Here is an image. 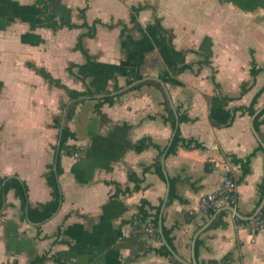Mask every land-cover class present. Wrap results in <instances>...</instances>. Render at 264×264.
<instances>
[{"label": "crops", "instance_id": "0c3cea01", "mask_svg": "<svg viewBox=\"0 0 264 264\" xmlns=\"http://www.w3.org/2000/svg\"><path fill=\"white\" fill-rule=\"evenodd\" d=\"M45 3L58 21L77 26H45L37 0H0V179L4 185L17 177L28 188L24 207L13 189L6 193L0 264H173L159 252L160 215L167 242L186 263L194 249L199 264H264V231H252L228 210L251 216L264 199V149L251 130L252 115L244 112L264 88V70L255 80L251 75L253 59L264 66V0ZM140 5L135 26L131 8ZM119 21L124 34L122 25L108 26ZM84 22L97 23L95 36L83 38L88 54L77 46L90 32ZM206 56L209 65L201 64ZM185 64L191 67L174 76ZM33 66L70 89L99 95L69 99ZM253 81L242 95L241 85ZM106 95L116 96L115 103L97 109ZM61 101L78 102L68 122L74 134L68 144L77 154L59 155L65 122L59 130L53 117ZM263 103L264 91L256 109ZM177 128L184 140L170 152ZM260 135L264 139V121ZM50 164L62 198L51 218L32 221L29 207L53 198ZM130 171L141 179L138 189ZM227 179L236 183L235 202L222 201L221 222L213 227L220 212L203 229L213 214L201 209L200 197L223 189ZM141 208L151 228L158 217L159 237L135 227Z\"/></svg>", "mask_w": 264, "mask_h": 264}, {"label": "trees", "instance_id": "16d2710c", "mask_svg": "<svg viewBox=\"0 0 264 264\" xmlns=\"http://www.w3.org/2000/svg\"><path fill=\"white\" fill-rule=\"evenodd\" d=\"M37 3L39 5H42L43 11H42V13H40V15L44 20L45 26L52 28L54 30H56L58 28H62L64 26H67L70 28H74L77 26L76 24L72 23V21L69 19H61L58 21L56 18L57 16L55 14L48 12L49 9L46 6L45 0H37ZM144 8L145 7L142 5L137 6V7L134 6L131 8V22L133 23V25L136 26L138 15H139L140 11L143 10ZM84 13H85L84 9L80 10L79 11V17L84 18ZM96 24L97 23H95L94 25L89 27L86 22L83 23L84 26H88L90 28L89 29L90 32L85 34V35H82L79 38L77 46L85 54H88V52L83 46V38H84V36H88V35L91 37L95 36ZM117 25H122V33L123 34H124V32L127 31L126 26L124 25V23L122 21H119L115 24L111 23L108 26L110 28H113ZM161 31H165V29H163L161 27ZM191 51L196 52L195 50H187V52H191ZM201 64L209 65V64H211V61L206 56V59L203 62H201ZM190 67H191L190 64H185L183 66H180L177 70L173 71V75L178 76L180 73H182L183 71H185L186 69H188ZM33 68L37 71V73L41 74L49 82L50 85H55L59 88H62L66 92V94L68 95L69 99H80V98H85V97L96 98V96L99 95V93L91 91V90L77 91V90L70 89L69 87L63 85L60 80L55 79L44 68H36L35 66H33ZM263 70H264V66L258 67L257 62L255 61V59H253L252 63H251V75H252L253 80H255L256 76ZM149 83H153V84L161 87V85L157 82L149 81ZM128 84H131V83L129 82ZM253 85H254V81L251 84L249 82L243 83L241 85V94L243 95V94L247 93L252 88ZM115 89L118 90L119 87H116ZM263 91H264V88L257 93L255 98L253 99L251 106L244 108V112H246L250 116L255 113V111L257 110L255 105L258 103V97L263 93ZM115 98H116V96H112V95L103 96L102 99H100L96 104L97 109H99L105 103H109L110 105H113L115 103ZM228 100H229V98H228ZM77 101H79V100H77ZM77 104H78V102H73L70 105H68L67 102L61 101V103H60L61 112H60V114H57L53 117V126L60 130L62 127V123H63V112L66 110V115L64 118L65 119V121H64L65 125L62 128L61 136H60L59 155L61 152H64V153L69 154V155H73V154L78 153V148L68 144V140L70 138H72L74 135L68 126V122L73 118ZM166 105L168 107L167 110L169 113L170 121H171L173 127H175L176 126L175 113H174L173 109L171 108L168 99L166 101ZM263 116H264V109L261 111V113L255 119V127H256L257 131L259 132V134H260V126L264 121ZM185 119H186V117H183V116L179 117L180 122H182ZM183 140H184V138L182 137L180 130L177 128V131H176L175 137L173 139L172 145L169 147V151L175 152L176 145ZM141 142L145 143L146 140H143ZM142 147L143 146L141 144V146H139V149H141ZM54 148L56 149L57 147L54 146ZM258 149L263 150V147L261 145H259ZM254 154H255V152H253L251 155H249L246 158L245 163H243L244 174H246L250 171V168H249L250 160L254 156ZM159 165H160V163H159ZM157 171L162 178H165L164 173L162 171V168L160 166H158ZM57 172H58V175L62 172L61 163H60V156H58ZM46 178H47L48 184L52 187L53 198L51 201H49L46 204H41V205H38L37 207H34V208L29 207L28 216L32 221L43 222V221L51 218L53 216V214L56 212V210L60 204V200L62 198L61 190H60V186H59V182H58V177H57L56 173L54 172V165L53 164L49 165V171L46 173ZM129 178L136 182V189H138L139 188V182L141 179H139V177H137V175L133 171L129 172ZM5 180H6V178L0 179V185H3ZM10 189H13L16 193V196L21 199L23 207L25 205V202L27 201L28 188H27L26 183L24 181L18 179L17 177H11V178H8V180L6 181V183L2 187V192L0 195V210L2 209L3 206H5V196H6L7 191ZM172 192H173V189L171 188V195H172ZM170 197H172V196H170ZM215 211L216 210L209 211V215L214 214ZM224 213L225 212H221L219 214L217 220L213 224V227L218 225L221 222V218L224 215ZM263 219H264V210L254 220H263ZM238 222L241 224H244L246 226H250L253 221H246V220L238 219ZM147 224H148V217L145 214V212H143V209L141 208V214L135 223V227L138 230L140 229L141 231H145V227H148ZM151 225H152L153 232L159 237L160 234L158 232V229H159L158 217H155L153 219ZM164 234H165L167 241L171 244L172 239L169 236V232L165 228H164ZM159 252L163 256L168 257L169 260L173 264H181L173 255L170 254V251L168 250V248L166 246L163 245L159 249Z\"/></svg>", "mask_w": 264, "mask_h": 264}, {"label": "water", "instance_id": "95a60500", "mask_svg": "<svg viewBox=\"0 0 264 264\" xmlns=\"http://www.w3.org/2000/svg\"><path fill=\"white\" fill-rule=\"evenodd\" d=\"M264 109V103L257 108V110L255 111L254 114H252L251 116V121H250V127L251 130L255 136V138L257 139V141L259 142V144L263 147L264 149V139L261 137V135L259 134V132L257 131L256 127H255V119L257 118V116L261 113V111ZM65 115H66V110L63 113V123L65 121ZM177 117V114H176ZM178 122V121H177ZM178 124V123H177ZM166 174V173H165ZM263 207H264V199L261 202V204L259 205V207L257 208V210L251 215V216H243L239 211H237L234 207L232 206H228V210L232 211L236 217H238L241 220H246V221H252L254 219L257 218V216L263 211ZM223 209H217L215 211V213L213 214V216L211 217V219L208 221V223L204 226L203 229L207 228L213 221L214 219L218 216V214L222 211ZM202 229V230H203ZM160 233L162 235V239H163V243L165 246H167V248L169 249V251L171 252V254L177 258L180 262L184 263V264H199L195 255V251L193 249V259L191 263H186L184 260H182L179 255L173 250V248L169 245V243L167 242L165 236H164V232H163V217L162 215H160Z\"/></svg>", "mask_w": 264, "mask_h": 264}, {"label": "built area", "instance_id": "2783aa9c", "mask_svg": "<svg viewBox=\"0 0 264 264\" xmlns=\"http://www.w3.org/2000/svg\"><path fill=\"white\" fill-rule=\"evenodd\" d=\"M236 198V183L231 179H227L224 183L223 189L219 191L207 193L200 197L201 209L205 212L211 210H217L222 201H229L234 203ZM251 228L252 231H264V220H252ZM150 226L145 227V232L152 233Z\"/></svg>", "mask_w": 264, "mask_h": 264}]
</instances>
